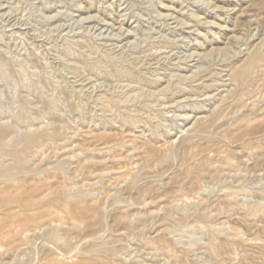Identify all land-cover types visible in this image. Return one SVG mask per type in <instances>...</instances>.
I'll list each match as a JSON object with an SVG mask.
<instances>
[{
  "label": "rangeland",
  "instance_id": "1",
  "mask_svg": "<svg viewBox=\"0 0 264 264\" xmlns=\"http://www.w3.org/2000/svg\"><path fill=\"white\" fill-rule=\"evenodd\" d=\"M5 198L0 264H264V0H0Z\"/></svg>",
  "mask_w": 264,
  "mask_h": 264
},
{
  "label": "bare ground",
  "instance_id": "2",
  "mask_svg": "<svg viewBox=\"0 0 264 264\" xmlns=\"http://www.w3.org/2000/svg\"><path fill=\"white\" fill-rule=\"evenodd\" d=\"M256 59H257V56L253 57V59L247 64V66L245 67L244 70L250 68V67L252 66V64L254 63V61H256ZM192 61H193V60H192ZM230 73H231V72H230ZM20 165H22V162H21ZM11 198H12V197H11ZM8 199H9V198L2 199V200H0V203L2 204L3 201H8ZM9 200H10V199H9ZM11 200H12V199H11ZM20 200H21V199H20Z\"/></svg>",
  "mask_w": 264,
  "mask_h": 264
}]
</instances>
